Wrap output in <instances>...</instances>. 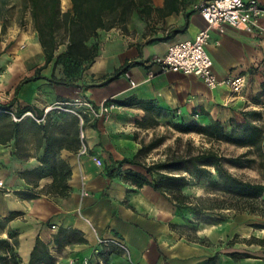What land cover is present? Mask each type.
Returning <instances> with one entry per match:
<instances>
[{"label": "crops", "instance_id": "crops-1", "mask_svg": "<svg viewBox=\"0 0 264 264\" xmlns=\"http://www.w3.org/2000/svg\"><path fill=\"white\" fill-rule=\"evenodd\" d=\"M206 1L149 0L146 5H136L124 24L99 30L98 53L73 85H59L47 79L52 63L39 71L46 78L21 83L24 78L33 77L44 63L30 16L29 28L18 27L15 39L0 35V50L8 51V47L14 46L17 52L12 70L0 66V90H7L0 103L14 99L11 112L25 106L31 108L34 116L43 112L38 142L32 132L24 129L17 144L13 139L0 142V179L8 190H0V236L6 237L9 231L17 234L16 251L24 264L37 236L53 256L48 264H67L68 260L83 256H90L91 264H124L114 247L93 253L97 236L112 235L126 242L138 264H221L226 258L224 254L214 257L209 247L181 239L171 227L179 223L176 206L149 185L136 187L124 181V172L116 168L123 158L132 159L136 154L130 157L115 146V142H124L119 132L134 122L140 125L155 109L179 115L186 121L198 119L201 124L208 121L206 112L223 124L230 118L243 120L242 111L248 102L243 89L234 94L228 86L219 84L209 91L193 76L163 71L154 62L170 44L192 39L204 27L198 8ZM257 1L264 5V0ZM60 2L70 7L69 0ZM206 49L219 80L246 78L264 60V36L226 27L211 32ZM77 97L94 105L107 101L115 106L105 117L83 115L88 154L79 156L76 139L68 134L55 140L52 145L58 146L59 157L68 164L71 174L67 190L60 194L50 192L52 175L37 178L25 172L41 164L49 147L45 145L49 139L46 114L51 117L53 129L67 131V120L61 121V117L68 111L52 109L47 113L44 107ZM22 117L24 128L27 116ZM75 118L79 122L76 115ZM17 146L21 147L19 154H15ZM93 155L99 163L92 160ZM11 212L16 214L7 218ZM70 230L74 232L69 235ZM211 255L213 259L207 261ZM241 263L264 264V260L250 257Z\"/></svg>", "mask_w": 264, "mask_h": 264}, {"label": "trees", "instance_id": "trees-1", "mask_svg": "<svg viewBox=\"0 0 264 264\" xmlns=\"http://www.w3.org/2000/svg\"><path fill=\"white\" fill-rule=\"evenodd\" d=\"M70 7L61 9L60 0H22V7L28 11L34 30L41 47L44 63L36 69L33 77L24 78L21 83L36 78H46L39 71L52 63L53 69L50 82L59 85L76 84L83 70L93 62L98 53L99 30H106L117 24H124L136 5H146L149 0H69ZM3 6L6 0H0ZM124 71V68L121 70ZM77 74V75H75ZM118 72L108 77L106 82L116 77ZM105 82V83H106ZM17 87L15 89L16 93ZM260 93V92H259ZM260 94H258L259 96ZM258 96L253 98L254 103H259ZM62 99L60 101H66ZM14 104V99L6 103H0V142L5 143L11 139L15 144L20 140L22 130H29L39 141V130L42 129V111L35 117H26V126L21 127L22 115L31 108L25 106L17 108L14 115L19 118L13 120L9 111ZM208 121L200 124L195 120L189 122H174L172 127L179 132L188 133L195 131L209 141H223L235 146L246 147L244 152L238 155L225 156L212 147L202 145L194 146L190 139L185 141L180 148V137L175 138V146H167L164 159L145 164L138 160V156L146 154L157 147L163 141L162 137L152 138L147 144H142L132 159L121 160V163H129L139 166L143 172L127 170L123 173L124 181L141 187L146 184L164 195L176 208L190 207L197 221L204 223L221 220V212L204 204L200 196H191L183 192V188L189 183V179L205 180L210 190L217 191L231 200L229 209L236 212L258 211V198L264 195V124H258L251 120L250 116H261L256 110L242 111L243 120L237 121L230 118L226 123L214 119L206 112ZM46 131L49 139L45 145L48 147L44 153L41 164L25 175H34L37 178L52 175L50 192L63 193L68 189L67 178L71 171L68 164L59 157L58 146L52 145L58 138L76 139L79 122L75 115L67 112L61 121L67 120V131L59 132L53 129L52 120L46 114ZM145 122L141 121L143 125ZM20 146H17L15 154H19ZM252 154V156L250 155ZM256 162L261 180L253 181L244 179L232 173L227 165L244 167ZM110 175V172H109ZM28 195H30L28 193ZM209 200V199H207ZM11 212L7 218L15 215ZM219 214L220 218L214 215ZM74 230L69 231V235ZM68 235V234H67ZM56 240V239H55ZM58 241V240H57ZM264 243V239L258 240ZM17 234L9 231L6 237L0 236V264H23L19 257L17 246ZM165 259V257L163 256ZM53 261L49 248L38 236L30 253L27 264H48Z\"/></svg>", "mask_w": 264, "mask_h": 264}, {"label": "rangeland", "instance_id": "rangeland-1", "mask_svg": "<svg viewBox=\"0 0 264 264\" xmlns=\"http://www.w3.org/2000/svg\"><path fill=\"white\" fill-rule=\"evenodd\" d=\"M60 5L62 10L69 8L61 2ZM28 17V11L22 7V0H6L5 5L2 6L0 4V35H6L8 38L14 37L15 39L18 35V27L25 30L29 28L27 26ZM12 42L15 41L12 40ZM14 49V46H10L7 48L8 51L0 50V66L8 67L12 70L13 66H15L14 55L17 53ZM252 69H254L255 73H251L245 78L243 87L248 101L245 102L244 106L248 112L252 110L260 112L261 116L258 119L256 116H250V118L262 125L264 124V60ZM257 72H259L258 76H255ZM5 93H7V90H0V97L4 96ZM258 94L260 95L258 96ZM255 96H258L259 103L253 102ZM70 108L73 107L70 106ZM194 120L200 123L198 119ZM184 121L186 120L179 115L155 109L151 114L145 116L143 125L134 122L119 132V137L124 142H115V146L126 151L130 157H133L142 144H147L152 138L162 137L163 141L160 145L149 150L146 154L138 156L137 159L145 164L164 159L166 147L169 145L175 146L176 137L181 138L180 148L184 147L187 139H190L194 146L212 147L225 156L238 155L246 150V147L235 146L223 141H209L195 131L182 133L172 127V123ZM226 127L229 129L227 123ZM250 155L252 156V154ZM119 167L121 172H126L130 167L143 171L139 166L132 167L123 163L116 165L117 169ZM227 167L232 173L244 179L261 180L256 162L244 167L229 165ZM183 192L191 196L202 197L204 204L214 208L215 212L219 210L222 217L220 221L213 220L212 222L204 223L196 220L190 207L176 208L175 214L178 216L179 223L177 225L172 224L171 227L181 239L209 247L214 252V257L224 254L226 258L221 264H242L243 260H247L250 257L264 260V243L258 241L264 239V195L258 198V211L250 213L248 211L236 212L234 209L226 208L236 201L207 188L205 180L190 178L189 183L183 188ZM214 216L220 218L219 214ZM212 259L213 255L206 260L211 261ZM133 262L138 264L134 260Z\"/></svg>", "mask_w": 264, "mask_h": 264}, {"label": "built area", "instance_id": "built-area-1", "mask_svg": "<svg viewBox=\"0 0 264 264\" xmlns=\"http://www.w3.org/2000/svg\"><path fill=\"white\" fill-rule=\"evenodd\" d=\"M198 12L205 23L204 27L200 28L192 39L170 44L165 54L156 57L154 62L158 63L163 71H179L193 76L202 82L209 91L219 84H224L229 87L232 93L237 94L243 89L245 78L238 76L219 80L214 73L213 62L206 49L207 44L213 30H223L226 27L243 29L264 36V5H261L257 0H208L199 6ZM130 84L133 85L134 82L130 80ZM114 106L113 103H107V101L94 105L84 98L77 97L47 105L43 110L44 112L52 109L71 111L77 116L80 122L77 132V154L80 156L88 154L90 149L82 126L83 115L88 114L92 118L105 117ZM9 113L13 120L19 119L13 112L9 111ZM25 115L40 121L32 111H26L22 116ZM91 158L95 163L100 162L97 156L93 155ZM0 190L8 192L1 179ZM51 228L54 229L55 225L52 224ZM111 247L121 253L124 264H134L128 245L118 236H97L93 253L99 254L101 248ZM67 264H91V257L83 256L81 259H71L67 261Z\"/></svg>", "mask_w": 264, "mask_h": 264}, {"label": "bare ground", "instance_id": "bare-ground-1", "mask_svg": "<svg viewBox=\"0 0 264 264\" xmlns=\"http://www.w3.org/2000/svg\"><path fill=\"white\" fill-rule=\"evenodd\" d=\"M48 113V112H47ZM68 113L73 114L71 111H68ZM74 115V114H73Z\"/></svg>", "mask_w": 264, "mask_h": 264}]
</instances>
